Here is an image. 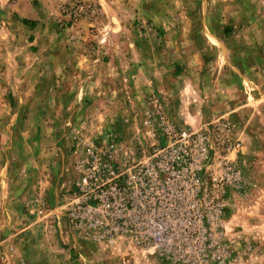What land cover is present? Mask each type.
<instances>
[{
  "label": "rangeland",
  "instance_id": "rangeland-1",
  "mask_svg": "<svg viewBox=\"0 0 264 264\" xmlns=\"http://www.w3.org/2000/svg\"><path fill=\"white\" fill-rule=\"evenodd\" d=\"M161 117L240 144L228 264H264V0H0V264H172L65 209L83 140L136 167Z\"/></svg>",
  "mask_w": 264,
  "mask_h": 264
},
{
  "label": "built area",
  "instance_id": "built-area-1",
  "mask_svg": "<svg viewBox=\"0 0 264 264\" xmlns=\"http://www.w3.org/2000/svg\"><path fill=\"white\" fill-rule=\"evenodd\" d=\"M159 127L164 144L142 151L136 167H127V154L123 166H115L120 146L111 132L83 140L80 176L65 206L71 222L97 240L131 234L142 254L172 264H228L225 220L231 194L244 183L229 155L240 153V144L217 137L225 142L217 152L191 128L163 117Z\"/></svg>",
  "mask_w": 264,
  "mask_h": 264
},
{
  "label": "trees",
  "instance_id": "trees-1",
  "mask_svg": "<svg viewBox=\"0 0 264 264\" xmlns=\"http://www.w3.org/2000/svg\"><path fill=\"white\" fill-rule=\"evenodd\" d=\"M24 22L30 25H34V22L29 23L27 20H25Z\"/></svg>",
  "mask_w": 264,
  "mask_h": 264
},
{
  "label": "crops",
  "instance_id": "crops-1",
  "mask_svg": "<svg viewBox=\"0 0 264 264\" xmlns=\"http://www.w3.org/2000/svg\"><path fill=\"white\" fill-rule=\"evenodd\" d=\"M107 115H108V114H107ZM103 120H104V119H103ZM103 120H100V121H99V123H101V124H102V122H101V121H103ZM99 123H97V122H96V124H97V125H98Z\"/></svg>",
  "mask_w": 264,
  "mask_h": 264
}]
</instances>
